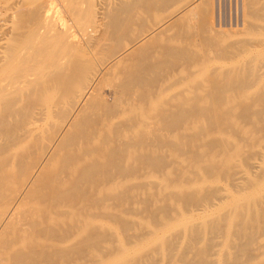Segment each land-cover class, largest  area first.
Masks as SVG:
<instances>
[{"label":"bare ground","instance_id":"1","mask_svg":"<svg viewBox=\"0 0 264 264\" xmlns=\"http://www.w3.org/2000/svg\"><path fill=\"white\" fill-rule=\"evenodd\" d=\"M47 1L0 46V264H264V0H102L74 46Z\"/></svg>","mask_w":264,"mask_h":264},{"label":"rangeland","instance_id":"2","mask_svg":"<svg viewBox=\"0 0 264 264\" xmlns=\"http://www.w3.org/2000/svg\"><path fill=\"white\" fill-rule=\"evenodd\" d=\"M47 1V0H46ZM61 1V2H60ZM73 1H75V3H76V6L78 5V12L80 13V14H84V15H80V14H78V13H76L77 15L75 16L73 13H68V11H66L65 12V10L63 9V7H62V3H63V0H49V1H47L46 3V6H47V8H46V10H48V6L50 5V4H52L53 2H55V5L53 4V5H51L50 7L52 8V10L50 9V11L51 12H54V13H51L50 11H48V13L50 12V15L52 16H54L55 15V17H56V21H58L57 23H56V30L57 31H60L61 33H63V35H64V38L67 40L68 39V37H72L71 39H69L68 40V45H70V46H74L75 44H77V40L78 39H86V33H87V31H88V33H89V30L90 31H92L93 29H91V26H90V22L91 21H94V19H95V21L100 17V15L102 14L101 12H99V11H102V10H104L103 8H105L103 5H105L104 4V1L105 2H107V3H109L108 1H110V2H112V1H115V0H104V1H102V0H73ZM84 1H86L85 2V4H84ZM188 0H180V1H174L175 2V4H174V2H173V4H172V6L170 7V8H168L167 10H165V11H163V12H161V13H158L157 14V16H158V18L159 17H163V16H166L167 14H169V13H171V12H173V11H175L177 8H179L182 4H184L185 2H187ZM193 2H198V0H192ZM15 2V3H14ZM17 2H18V4L19 5H25V3H23V0L21 1V0H0V7L3 9V11H4V15H3V22H1V24L4 26V27H2L1 29H0V39H1V41H0V46H2V44L4 43L3 42V40L4 39H6L5 37L6 36H8V34H10V31H11V29H10V27H12V22H11V19H12V21H13V16L15 15V13L16 12H19L18 10L20 9V8H22L23 10H24V6L23 7H21V6H19L18 4H17ZM50 2V3H49ZM100 2H102V3H100ZM213 2V12H214V17H215V23H216V28L218 29L219 28V26H221V29L223 30V31H227V30H235L236 28L237 29H241V21H242V0H213L212 1ZM82 4V5H81ZM84 4V5H83ZM94 6H93V5ZM98 4L99 5H101L100 7L102 8H100L99 6H98ZM15 5V6H14ZM80 5V6H79ZM19 6V7H18ZM45 6V7H46ZM54 6V7H53ZM86 6V7H85ZM103 6V7H102ZM6 7V8H5ZM11 7V8H10ZM17 7H18V9H17ZM57 7V8H56ZM88 7V8H87ZM10 9V10H9ZM16 9V10H15ZM56 10V12H55V10ZM93 11H92V10ZM101 9V10H100ZM6 10V11H5ZM15 12H14V11ZM54 10V11H53ZM85 10V11H84ZM12 11V12H11ZM86 12V13H85ZM98 12L100 15H98V13H97V15H96V13ZM43 13V12H42ZM41 13V17H40V19L37 21H35V22H33L32 21V23L31 24H34L35 23V25H33V26H31V24H29V26H24V28H27V27H29V28H27L26 29V31L27 32H30V31H36L38 28L39 29H41V26H42V29H41V31H39V29L37 30V32L36 33H38V32H40L41 34L42 33H44L45 32V27L43 26V21H42V17H43V14ZM17 14V13H16ZM59 14H60V16H62V17H60L59 16ZM86 14V15H85ZM73 15V16H72ZM95 17H94V16ZM160 15V16H159ZM16 16V15H15ZM58 16H59V18H63L64 20H63V22H62V24H61V22L59 23V20L60 19H58ZM75 16V17H74ZM81 16V18H79ZM102 16V15H101ZM156 16V17H157ZM8 17V18H7ZM77 17V18H76ZM83 17V18H82ZM98 17V18H97ZM10 18V19H9ZM74 18V19H73ZM73 19V20H72ZM83 19V20H82ZM62 20V19H61ZM90 20V21H89ZM9 22H11V23H9ZM37 22V23H36ZM40 23H42V25L40 24ZM79 23H81V25L79 24ZM86 23H88V26H87V24ZM39 24H40V27H39ZM59 24V25H58ZM85 24V25H84ZM79 25V26H78ZM84 25V26H83ZM93 25H94V22H93ZM93 25H92V27H93ZM237 25H239V26H237ZM60 26V27H59ZM62 26V27H61ZM89 26H90V29H89ZM9 27V28H8ZM33 27V28H32ZM38 27V28H37ZM43 27H44V29H43ZM68 27V28H67ZM81 27V28H80ZM58 28V29H57ZM5 29V30H4ZM60 29V30H59ZM6 30H8V34L6 33L7 31ZM43 30V31H42ZM3 31V32H2ZM4 31H6V32H4ZM24 32H25V29L23 30ZM70 32V33H69ZM79 32H81V33H79ZM3 33H5V34H3ZM26 33V32H25ZM230 33V32H229ZM65 34H67V35H65ZM76 34V35H75ZM65 36H67V37H65ZM84 36V37H83ZM4 37V38H3ZM238 38H247L245 35H243V36H238ZM83 40V41H84ZM86 41V40H85ZM71 42V43H70ZM86 43V42H85ZM81 45H84L85 46V44H83V43H81Z\"/></svg>","mask_w":264,"mask_h":264}]
</instances>
